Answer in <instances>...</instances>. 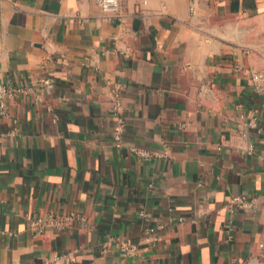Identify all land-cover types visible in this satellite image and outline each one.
Returning a JSON list of instances; mask_svg holds the SVG:
<instances>
[{"label":"crops","instance_id":"obj_1","mask_svg":"<svg viewBox=\"0 0 264 264\" xmlns=\"http://www.w3.org/2000/svg\"><path fill=\"white\" fill-rule=\"evenodd\" d=\"M120 2L0 0V264H264V0Z\"/></svg>","mask_w":264,"mask_h":264},{"label":"built area","instance_id":"obj_2","mask_svg":"<svg viewBox=\"0 0 264 264\" xmlns=\"http://www.w3.org/2000/svg\"><path fill=\"white\" fill-rule=\"evenodd\" d=\"M96 3L102 8L104 12L107 13L108 17L115 18L118 21H122L124 13L122 10V5L120 0H96ZM237 71L246 73L243 67L237 66ZM249 78L253 89L261 94H264V66L261 68L249 69ZM42 86H47L50 83L49 79H42ZM31 91V86H13L3 81H0V117H11L10 112V101L11 99L19 94H29ZM123 130V125H120L115 133V139L117 145L121 142V132ZM136 154L140 156H148L149 153L136 148L132 149ZM239 202L246 203L241 196H236L233 199V206ZM85 220L84 217L73 213H48V214H38L32 219V226L37 232H44L47 228L53 227L57 230H65L77 221ZM152 229L150 230V232ZM110 245L118 246L119 250L124 254H135L139 247L136 243L131 240H122L119 237L109 235L103 244V250L106 251Z\"/></svg>","mask_w":264,"mask_h":264}]
</instances>
